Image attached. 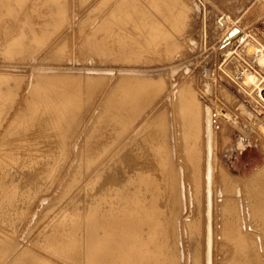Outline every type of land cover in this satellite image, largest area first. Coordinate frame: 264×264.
Segmentation results:
<instances>
[{"label": "bare ground", "instance_id": "6f19581e", "mask_svg": "<svg viewBox=\"0 0 264 264\" xmlns=\"http://www.w3.org/2000/svg\"><path fill=\"white\" fill-rule=\"evenodd\" d=\"M80 8L88 11L77 22L75 53L112 62L110 71L134 72L117 77L37 73L29 89L23 75L0 74V217L9 218L0 221V264H73L61 256L62 246L48 243L55 224L69 246L82 225L77 244L85 250L90 245L81 254L86 264H181L182 232L190 264H217L219 254L222 264L264 262L258 248L263 243L247 229L260 228L264 237V167L241 179L227 173L216 152L232 138L235 117L227 105L236 97L224 88L223 105L215 104L206 94L213 89L210 79L200 89L201 78L189 65L178 83L167 80L175 59L196 48L191 28L197 2L0 0L5 57L23 62ZM66 42L55 41L53 57ZM260 47L258 60L264 65V44ZM145 60L154 66H140ZM164 66H171L169 75L141 73ZM245 83L258 91L255 106H264L257 73H248ZM167 90L171 114L162 108L146 115ZM256 116L264 139V116ZM246 143V138L235 139L238 150ZM181 163L189 174L191 209L190 218L180 221L185 206ZM64 168L70 170L69 179L55 194ZM218 192L224 193L220 205ZM39 197L31 229L37 234L30 246L14 252L12 206ZM43 197L51 201L42 205Z\"/></svg>", "mask_w": 264, "mask_h": 264}, {"label": "rangeland", "instance_id": "374dc122", "mask_svg": "<svg viewBox=\"0 0 264 264\" xmlns=\"http://www.w3.org/2000/svg\"><path fill=\"white\" fill-rule=\"evenodd\" d=\"M195 1L199 5V8L197 9L198 14L191 28V37L196 43V48L193 49L191 53L179 55L175 59L173 63V65H175L173 66L175 71L171 77L169 75L171 66L157 67L141 73L146 75H167L168 73L169 76L167 80H173L174 83H178L184 73L183 67L189 65L194 71V75L201 78L200 89L204 80L207 78L210 79L213 89L210 93L208 92L206 94L212 96L211 98L215 104L217 103L219 106L223 105V95L221 91L224 88L236 97L233 103L227 105L228 108L232 110L235 117V123H233V128L231 130L232 138L226 144H219L216 148V152L218 158L224 163L228 174L241 179H247L264 167V139L259 130L260 126L255 124L257 113L261 117L262 115L264 116V106L257 105L256 107L254 104V98H256V92H258L256 91V87H250V89L245 87L247 85V83H245V76L248 73H257V76L260 77V82L264 85V65H261V63L259 64L260 59L258 60L260 57L259 55L262 53L260 45L264 44V5L262 6L264 3H262L261 0ZM260 5L262 6L260 7L261 10L259 8ZM78 10L79 9L74 11L75 15L72 14V17L69 18L70 21L63 27L61 32L55 33L56 35L50 36L41 42L40 46H37L38 48H35L23 62L6 58L5 49L7 44L4 40L0 39V74L10 73L13 76L23 75L25 80H29V85L26 88L29 89L37 73H66L72 75L84 73L107 75L111 73L113 74L111 77H117V73H133L134 70H107L109 69L108 65H111L112 62H99L95 56H84L75 53L77 49L76 41L80 38L77 22L83 21L88 11L85 8H80L81 12L79 13ZM77 13L79 14L77 15ZM61 39H66L67 41L65 43L66 45L64 44L65 49L57 54L55 58L52 54L56 47L55 41ZM142 62L143 61H141V63L138 62L139 65L141 64L146 68H150L155 64V62L151 60H145L144 63ZM24 85L26 86V83ZM169 91L170 90H167L161 95L156 104L148 109L146 115L154 114L162 108L167 109L168 115L171 114V108L168 105ZM174 137V134L169 135V143L172 146L174 160L177 162V147ZM236 137L246 138L248 141L242 150H238V148L235 147ZM180 169L183 177H185V180L181 182L185 193V206L180 215L181 221L190 218L191 208L188 203L190 198V191L187 185V178H189L188 170H186L182 163ZM69 175L70 170L64 168L61 172V181L54 192L55 194L69 179ZM216 177H218V173H216ZM215 188L219 190L222 189L221 185H215ZM240 188L243 192V184L240 185ZM50 197H43L41 199V204H48L51 201ZM215 199L218 205H220L223 202L224 193H215ZM38 200L35 203L29 204H19L18 202V208L16 203L12 206L13 208L11 211L13 215L11 219L14 223L13 228L15 229L17 243L14 252L30 246L32 244L31 239L37 234V231L32 232L31 229L39 215L37 209L34 208L36 203L39 204L40 197ZM64 203L68 204V201ZM33 208L35 210H32ZM221 209L222 206H219V213H221ZM1 215L0 221L9 220V218L5 216L6 214ZM245 220L248 222L247 218ZM53 228L54 230L48 235L49 245L52 246L57 244L62 246L64 253L61 256L69 262L73 264H86V258L81 254H84L86 250L89 251L90 245L87 243L85 250L82 246H78L77 244L79 243L78 236L81 235L82 225L80 224L76 227L74 244L72 242L70 246L66 243V239L62 234H60L58 226L55 224ZM247 229L255 238H260L263 245H259L258 248H261L259 250V252H261L260 254L264 255L263 230L255 227ZM180 237L182 246L181 264H190L191 261H188L190 253L188 252L189 247L187 245V236L185 232H182ZM217 239L219 242L224 240L221 234ZM231 246L232 249L235 247L234 244ZM221 260L222 255L219 254L218 257L216 255L217 264L218 262L222 264ZM260 264H264V262Z\"/></svg>", "mask_w": 264, "mask_h": 264}]
</instances>
